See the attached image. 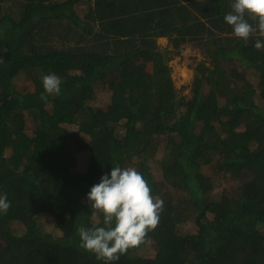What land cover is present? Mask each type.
<instances>
[{
    "label": "trees",
    "instance_id": "obj_1",
    "mask_svg": "<svg viewBox=\"0 0 264 264\" xmlns=\"http://www.w3.org/2000/svg\"><path fill=\"white\" fill-rule=\"evenodd\" d=\"M231 3L0 0V264H105L77 229L97 223L87 194L116 166L164 203L108 264H264V37L233 35ZM184 46L202 58L179 95L170 62ZM49 73L61 91L44 101Z\"/></svg>",
    "mask_w": 264,
    "mask_h": 264
},
{
    "label": "clouds",
    "instance_id": "obj_2",
    "mask_svg": "<svg viewBox=\"0 0 264 264\" xmlns=\"http://www.w3.org/2000/svg\"><path fill=\"white\" fill-rule=\"evenodd\" d=\"M231 11L224 20L233 29V35L245 42L254 34L264 37V0H232ZM255 48L264 49V42L257 39ZM44 93L41 99L47 101L49 95H59L62 80L55 73L42 78ZM87 201L94 212L97 223L77 229L80 247L95 254L98 260L116 261L128 249L141 244L149 230L155 229L163 200L151 194L147 181L135 168L112 167L110 174L101 177L98 184L91 187ZM11 207L6 195H0V213L7 214ZM96 214L102 216L103 226Z\"/></svg>",
    "mask_w": 264,
    "mask_h": 264
},
{
    "label": "rangeland",
    "instance_id": "obj_3",
    "mask_svg": "<svg viewBox=\"0 0 264 264\" xmlns=\"http://www.w3.org/2000/svg\"><path fill=\"white\" fill-rule=\"evenodd\" d=\"M158 44L162 48H166L168 50H173L174 44L173 41L169 40L168 38L162 37L158 39ZM181 52L178 57L173 58L170 62V66L172 67V78L174 81V86L176 90L178 91V94H189L190 92V84H192L193 77H194V69L193 66L195 65L193 62V58H202L201 51L197 48L194 49L191 46H184L183 48H180ZM186 85L188 87H186ZM185 86V87H184ZM100 93V92H99ZM97 104L103 105L107 102H109V94L106 92L100 93V97H98ZM67 128H69L73 132H77L78 128L75 125H66ZM82 144L88 143V140L85 139V137L81 136L80 139ZM84 160L79 159V164H83ZM237 184L235 182H226L221 181L219 187H225L228 188L227 190L232 189ZM58 215L61 216V213L59 210L56 211ZM65 220V219H62ZM51 223L48 226V230L54 231L56 234H59L60 231L55 230L53 226H50ZM64 225H68L67 222H64ZM139 255L142 256H152L155 254V249L153 246L148 243L139 253Z\"/></svg>",
    "mask_w": 264,
    "mask_h": 264
}]
</instances>
